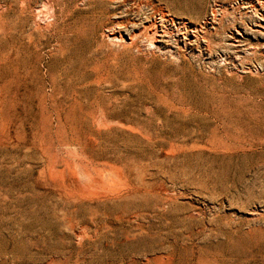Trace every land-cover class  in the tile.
<instances>
[{
    "label": "rangeland",
    "instance_id": "rangeland-1",
    "mask_svg": "<svg viewBox=\"0 0 264 264\" xmlns=\"http://www.w3.org/2000/svg\"><path fill=\"white\" fill-rule=\"evenodd\" d=\"M0 264H264V0H0Z\"/></svg>",
    "mask_w": 264,
    "mask_h": 264
}]
</instances>
